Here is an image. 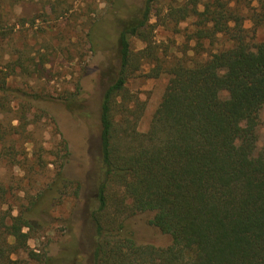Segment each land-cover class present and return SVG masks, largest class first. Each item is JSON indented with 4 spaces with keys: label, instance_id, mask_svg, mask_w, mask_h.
<instances>
[{
    "label": "trees",
    "instance_id": "obj_1",
    "mask_svg": "<svg viewBox=\"0 0 264 264\" xmlns=\"http://www.w3.org/2000/svg\"><path fill=\"white\" fill-rule=\"evenodd\" d=\"M26 1L48 4L59 15L67 10L59 0H0V161H16L24 153L15 144L34 138L22 113L10 105L7 79L29 60L38 69L45 66L46 55L39 51L36 62L20 52L6 61L1 51L11 28L7 8ZM109 1V7L117 6L113 11L120 7L134 19L119 35V66L99 70L95 95L82 100L21 91L20 96V107L43 112L60 134L57 174L76 185L87 211L80 244L94 264H264V139L258 132L264 41L254 40L264 27V1L260 12L249 15L242 14L239 0H195L198 8L178 0ZM189 18H194L190 30L181 29ZM159 26L184 37L165 49L167 59L154 46ZM133 38L145 47L134 50ZM192 51L208 57L198 60ZM146 64L148 77L165 73L168 83L142 132L145 105L127 83ZM244 116L251 120L245 126ZM69 124L74 126L66 131ZM43 151L30 170L48 166ZM14 188L0 175V264H18L11 255L28 248L39 226L31 210L44 191L26 193L27 203L6 208L8 195L20 199ZM140 214L168 238L166 244L138 239L131 226Z\"/></svg>",
    "mask_w": 264,
    "mask_h": 264
},
{
    "label": "rangeland",
    "instance_id": "obj_2",
    "mask_svg": "<svg viewBox=\"0 0 264 264\" xmlns=\"http://www.w3.org/2000/svg\"><path fill=\"white\" fill-rule=\"evenodd\" d=\"M189 8H198L195 0H178ZM264 0H239L238 7L242 14L249 15L260 12ZM61 7L66 8L64 14L53 12L48 4L43 2H21L10 4L7 11L10 15L11 28L7 30L9 39L2 54L6 61L14 59L18 53H26L40 61L39 51L46 55L45 66L26 62L25 68H17L8 77L10 92L6 94L10 105L18 109L23 117V123L32 132L33 142L23 140L15 144L19 154L16 161L8 158L0 161V175L6 187H15L20 199L14 200L8 195L6 208L18 203H27V194L37 190L44 191L31 213L39 224L35 233L28 241V248L20 249L11 255L18 264H94L89 251L80 244V230L87 221V211L76 195L78 189L70 181L61 180L57 174L54 151L61 148L60 134L52 122L45 118L40 110L20 107L21 91L27 93L50 94L55 97L71 98L72 96L85 100L95 95V81L100 69L114 71L119 66V35L123 28L134 19L122 12V8L113 11L117 6L109 7V0H59ZM121 4V2H119ZM248 7L252 10L248 12ZM256 8V10H253ZM158 20V12H154L151 22ZM194 18L180 23V28H191ZM246 27L252 22L246 19ZM183 34V33H182ZM182 34H175L162 26L154 32V46L162 58L169 57V48L174 42L183 40ZM255 41H264V27L255 32ZM208 45V42H206ZM224 42L219 41L218 45ZM11 45L15 46L16 51ZM217 45V46H218ZM134 50L145 47L139 38H133ZM171 55L177 53L171 48ZM169 51V50H167ZM168 53V54H167ZM15 54V55H14ZM192 57L206 60L204 52L192 51ZM16 57V56H15ZM172 63V62H170ZM43 67V68H42ZM150 65L134 74L127 83V89L144 102L145 108L139 121L138 129L146 131L149 128L155 109L161 101L168 75L148 77ZM5 71H8L5 69ZM16 96V97H15ZM71 102V100H70ZM24 103V102H23ZM63 125L68 124L63 120ZM245 116L242 124H250ZM66 131L74 126L72 124ZM260 137L264 139V110L260 115L258 125ZM11 146L8 141V146ZM20 145V146H19ZM44 149L43 161L48 166L39 165L29 169L32 162L37 161L36 153ZM9 149V148H8ZM7 149V150H8ZM28 157L25 159L24 157ZM33 185V186H32ZM134 230L139 240L155 244H166L168 238L157 229L148 225L146 215L134 217ZM12 241V238H9Z\"/></svg>",
    "mask_w": 264,
    "mask_h": 264
}]
</instances>
